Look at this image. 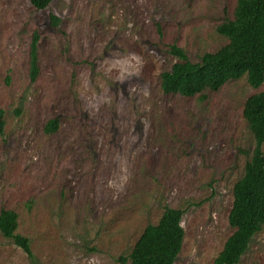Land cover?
<instances>
[{
  "label": "rangeland",
  "instance_id": "374dc122",
  "mask_svg": "<svg viewBox=\"0 0 264 264\" xmlns=\"http://www.w3.org/2000/svg\"><path fill=\"white\" fill-rule=\"evenodd\" d=\"M235 4L0 0V210L17 213L33 253L0 233V264H129L120 257L166 208L183 210L174 264H213L254 145L243 105L264 81L185 97L163 93L160 73L178 60L172 44L194 62L226 44L216 26ZM237 264H264V225Z\"/></svg>",
  "mask_w": 264,
  "mask_h": 264
},
{
  "label": "trees",
  "instance_id": "16d2710c",
  "mask_svg": "<svg viewBox=\"0 0 264 264\" xmlns=\"http://www.w3.org/2000/svg\"><path fill=\"white\" fill-rule=\"evenodd\" d=\"M36 9H44L50 0H28ZM55 25L59 18L52 15ZM216 32L227 38L226 44L212 52H204L198 61H190L175 44L169 52L178 60L160 73V88L166 94L191 97L205 89L218 90L228 79L245 74L252 87L264 81V0H236L233 16L220 22ZM29 75L33 81L38 73L36 37L30 44ZM243 116L253 138L249 158L242 175L232 187V203L227 220L231 234L226 238L213 264H237L248 245L264 225V90L248 96ZM57 118L49 119L44 131L57 129ZM4 129V110L0 108V135ZM183 210L166 208L155 224L144 227L127 257L129 264H174L181 250L184 230ZM18 215L14 210H0V233L33 259L29 239L16 232Z\"/></svg>",
  "mask_w": 264,
  "mask_h": 264
}]
</instances>
